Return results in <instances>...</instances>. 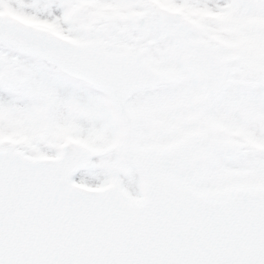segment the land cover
I'll return each instance as SVG.
<instances>
[{
  "label": "snow or ice",
  "instance_id": "obj_1",
  "mask_svg": "<svg viewBox=\"0 0 264 264\" xmlns=\"http://www.w3.org/2000/svg\"><path fill=\"white\" fill-rule=\"evenodd\" d=\"M0 264H264V0H0Z\"/></svg>",
  "mask_w": 264,
  "mask_h": 264
}]
</instances>
